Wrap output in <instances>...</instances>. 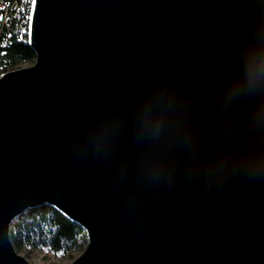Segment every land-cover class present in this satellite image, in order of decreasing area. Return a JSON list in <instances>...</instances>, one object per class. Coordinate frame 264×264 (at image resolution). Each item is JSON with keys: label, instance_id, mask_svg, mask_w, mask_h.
Instances as JSON below:
<instances>
[{"label": "water", "instance_id": "obj_1", "mask_svg": "<svg viewBox=\"0 0 264 264\" xmlns=\"http://www.w3.org/2000/svg\"><path fill=\"white\" fill-rule=\"evenodd\" d=\"M28 45L0 74V264H30L9 233L43 206L86 235L70 264H264V0H35ZM169 97L190 149L137 139Z\"/></svg>", "mask_w": 264, "mask_h": 264}, {"label": "trees", "instance_id": "obj_2", "mask_svg": "<svg viewBox=\"0 0 264 264\" xmlns=\"http://www.w3.org/2000/svg\"><path fill=\"white\" fill-rule=\"evenodd\" d=\"M6 1L9 0H0V4ZM12 2L15 4V0ZM14 7L15 5L11 12L15 11ZM16 28L17 25L11 23L7 29L9 37L4 35L6 43L5 48H0V53H3L0 55V74L35 60V54L26 40L15 37ZM9 236L16 250L27 248L29 252L40 251L52 257H62L83 250L87 243L86 235L78 225L48 206L27 210L16 218Z\"/></svg>", "mask_w": 264, "mask_h": 264}, {"label": "clouds", "instance_id": "obj_3", "mask_svg": "<svg viewBox=\"0 0 264 264\" xmlns=\"http://www.w3.org/2000/svg\"><path fill=\"white\" fill-rule=\"evenodd\" d=\"M264 76V62L250 63L247 73V91L255 93L259 88V82ZM238 95L237 91L230 90L225 98V105L229 104ZM152 100L145 103L144 111L148 113L147 118L143 115L138 119L136 136L139 142L155 147H162L169 143L190 149L193 144L192 122L193 118L186 110L177 108L173 98H162L155 102ZM164 156L154 162L151 166L152 174L157 178L165 176L163 166ZM259 165H257V168Z\"/></svg>", "mask_w": 264, "mask_h": 264}, {"label": "built area", "instance_id": "obj_4", "mask_svg": "<svg viewBox=\"0 0 264 264\" xmlns=\"http://www.w3.org/2000/svg\"><path fill=\"white\" fill-rule=\"evenodd\" d=\"M17 1V0H16ZM7 2H2L0 4V48H5L4 44L6 39L5 34L8 35V27L11 23L17 25L15 30V37H18L20 33L28 27V21L26 19L27 15V2H24V11L17 10V12H8L7 11ZM26 36V33L25 35ZM9 37V35H8Z\"/></svg>", "mask_w": 264, "mask_h": 264}, {"label": "rangeland", "instance_id": "obj_5", "mask_svg": "<svg viewBox=\"0 0 264 264\" xmlns=\"http://www.w3.org/2000/svg\"><path fill=\"white\" fill-rule=\"evenodd\" d=\"M12 12H17V11H12ZM32 64L33 63L20 64L17 66V68L29 67ZM16 251L19 255L26 258V260L30 264H70L82 253L83 250L72 252L71 254L62 257H52L40 251L29 252L27 248L17 249Z\"/></svg>", "mask_w": 264, "mask_h": 264}, {"label": "bare ground", "instance_id": "obj_6", "mask_svg": "<svg viewBox=\"0 0 264 264\" xmlns=\"http://www.w3.org/2000/svg\"><path fill=\"white\" fill-rule=\"evenodd\" d=\"M24 2H27V14L31 13L32 15V10H33V0H15V4L12 2V0H9L7 2V11L11 12V9L15 5V11L17 10H24ZM26 40V43H28V36L26 34V39L24 38L23 41Z\"/></svg>", "mask_w": 264, "mask_h": 264}, {"label": "snow or ice", "instance_id": "obj_7", "mask_svg": "<svg viewBox=\"0 0 264 264\" xmlns=\"http://www.w3.org/2000/svg\"><path fill=\"white\" fill-rule=\"evenodd\" d=\"M33 3H35V0H33ZM21 11H24V10L22 9ZM26 19L28 21V27L20 33L19 39L23 40L24 35L26 33L28 36V42L31 43L32 42V15L28 13L26 15ZM0 55H3V53H0ZM45 229H46L45 234L47 236V226H45Z\"/></svg>", "mask_w": 264, "mask_h": 264}]
</instances>
